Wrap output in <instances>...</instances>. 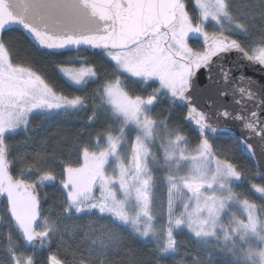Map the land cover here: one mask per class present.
<instances>
[{"label":"rangeland","instance_id":"rangeland-1","mask_svg":"<svg viewBox=\"0 0 264 264\" xmlns=\"http://www.w3.org/2000/svg\"><path fill=\"white\" fill-rule=\"evenodd\" d=\"M195 4L200 13L199 23L190 20L187 21L189 27L175 28L171 37L161 34L151 38L138 50L144 51L140 52L144 53L140 58L131 56L133 53L115 51L106 52V56L134 78L143 76L140 79L161 83L174 98L188 86L192 75L191 66L186 63L195 51L192 39L204 42L215 33L224 34L237 27L225 0H195ZM210 24L216 31L209 30ZM186 31L190 32L184 35ZM249 55L264 57V49ZM16 66L2 44L0 142L4 144L7 135L26 129L35 114L72 109L80 102L78 98L69 99L54 93L33 69ZM62 73L75 86L96 78L95 70L88 67H64ZM105 95L107 105L125 122V127L137 126L136 139L128 153L123 140L109 136L103 151L85 152L80 166L66 170L67 210L97 215L101 223L119 224L143 240H162L166 248L171 246L173 232L186 230L208 249L233 257L236 262L264 264L261 210L240 199L234 191L242 175L231 163L216 155L208 137L204 136L202 145L189 153L180 134L169 135L165 126L159 129L154 120L146 116L145 104L152 100L131 96L119 83L109 84ZM154 169L160 174L167 172L163 180L169 190L170 217H165V222L169 220V229L163 238L156 228L164 217L154 210L152 200L155 182L150 173ZM47 179L53 180L51 176ZM197 183L206 184L209 189L194 193L192 186ZM256 191L260 195L264 193L259 187ZM37 230L45 243L59 242V228L49 220L41 219ZM109 241L104 242L96 235L91 247L96 253H105L109 250ZM5 253L9 264H22L19 249L9 234L6 235Z\"/></svg>","mask_w":264,"mask_h":264},{"label":"trees","instance_id":"trees-1","mask_svg":"<svg viewBox=\"0 0 264 264\" xmlns=\"http://www.w3.org/2000/svg\"><path fill=\"white\" fill-rule=\"evenodd\" d=\"M183 1L193 23H199L200 13L195 0ZM226 2L237 27L224 34L238 40L248 54L264 49V0ZM208 28L212 32L215 30L212 24ZM192 40H195L192 42L194 50L203 51L202 41ZM3 44L12 63L33 69L54 93L69 99L78 98L80 102L72 109L35 114L26 129L5 138L12 176L36 186L41 218L56 224L60 236L59 242L47 244L43 239L28 249L8 216L6 200L0 197L3 224L0 226V264H9L5 253L7 234L16 243L22 264H48L51 257L62 264H244L208 249L186 230L173 232L171 246L166 248L162 240H143L119 224L99 222L97 215L70 213L64 188L66 170L80 166L85 152L103 151L109 136L123 140L128 153L136 139L137 126L125 127V122L107 105L105 90L109 84L119 83L131 96L152 100L145 104L146 116L153 119L159 129L165 126L169 135L180 134L189 153L202 145L204 135L186 123V110L175 103L161 83L137 79L122 72L105 53L93 54L85 49L43 53L19 29L7 31ZM64 67L93 68L96 78L75 86L63 76ZM205 137L211 141L216 155L241 173L243 179L234 185V191L240 199L258 206L264 217V193L260 195L256 191L258 187L264 190V178L252 160L241 151L239 139L231 135ZM164 175L167 172L161 171L160 174L158 169L150 173L151 180L155 182L152 195L154 210L164 217L156 228L162 238L169 229V220L165 222V217H170L169 190L163 180ZM49 176L53 180H48ZM96 235L104 242L110 240L107 252L96 253L91 247Z\"/></svg>","mask_w":264,"mask_h":264},{"label":"water","instance_id":"water-1","mask_svg":"<svg viewBox=\"0 0 264 264\" xmlns=\"http://www.w3.org/2000/svg\"><path fill=\"white\" fill-rule=\"evenodd\" d=\"M182 0H0V45L4 34L21 30L43 53L93 54L133 48L168 31ZM186 63L189 87L175 96L185 121L197 133L231 135L264 178V57H253L240 42L215 34ZM194 184L193 192L208 190ZM0 196L8 216L30 249L43 236L35 185L12 176L6 145L0 142ZM48 264H62L51 257Z\"/></svg>","mask_w":264,"mask_h":264},{"label":"flooded vegetation","instance_id":"flooded-vegetation-1","mask_svg":"<svg viewBox=\"0 0 264 264\" xmlns=\"http://www.w3.org/2000/svg\"><path fill=\"white\" fill-rule=\"evenodd\" d=\"M225 3H226V6H227V8H228V4H227V2H226V0H225ZM184 4V1L182 2V5H181V7L179 8V10H178V17H177V21H176V23L169 29V31L168 32H166V33H164L165 35H168V37H171V33L172 32H174L175 31V28L177 29H179L180 28V26H183V27H189V25L187 24V21H190L191 20V17H190V15H189V13L186 11V7L183 5ZM151 41V39H148L147 41H145V42H143V43H141V44H139V45H137V46H135V47H133V48H131V49H128V50H124V51H117L118 53H122V54H129V53H133L131 56H134L135 58H140L144 53H140V52H144V51H138V50H140L141 48V46H143V45H145V43H147V42H150ZM2 46V45H1ZM1 46H0V48H1ZM150 47V46H149ZM193 54V53H192ZM7 62H8V60H7ZM10 62V61H9ZM9 64H11V63H9ZM190 66V65H189ZM17 67V66H16ZM0 75H2L1 73H0ZM0 77H3V76H0ZM140 78H143V76L142 77H140ZM191 78V77H190ZM4 79L5 80H9V79H11V77H4ZM189 81H190V79H189ZM189 87V84H188V86H186L185 88H183V89H186V88H188Z\"/></svg>","mask_w":264,"mask_h":264}]
</instances>
